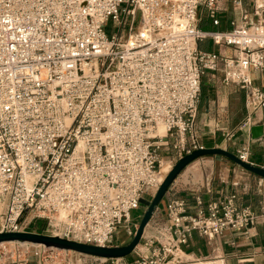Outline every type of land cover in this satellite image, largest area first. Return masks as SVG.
<instances>
[{
	"label": "built area",
	"instance_id": "1",
	"mask_svg": "<svg viewBox=\"0 0 264 264\" xmlns=\"http://www.w3.org/2000/svg\"><path fill=\"white\" fill-rule=\"evenodd\" d=\"M219 2L0 0V233L30 232L42 221V234L81 244L113 246L120 226L131 239V212L172 166L163 170L160 153L178 160L202 148L194 126L208 73L243 90L246 110L264 112V90L251 75L264 72V19L252 21L242 0H230L239 22L229 32L202 31L199 7L217 25ZM204 40L233 53L201 51ZM250 128L249 117L238 127ZM260 145L264 169V133ZM235 155L249 163L247 146ZM166 194L165 215L132 260L90 258L185 264L192 233L249 237L264 218L234 196L203 208L197 200L189 213L184 199ZM66 253L6 243L0 264H64Z\"/></svg>",
	"mask_w": 264,
	"mask_h": 264
},
{
	"label": "crops",
	"instance_id": "2",
	"mask_svg": "<svg viewBox=\"0 0 264 264\" xmlns=\"http://www.w3.org/2000/svg\"><path fill=\"white\" fill-rule=\"evenodd\" d=\"M242 7L252 21L264 19V0H242ZM216 19L218 24L213 25L206 9L199 7L198 27L207 32H229L232 29L231 23L239 22L240 12L233 8L230 0H220ZM198 48L226 57L233 53L232 49L214 46L209 40L200 42ZM251 75L255 85L264 90V72H253ZM247 117L251 120L250 130H239L238 127ZM263 121L264 112L246 110L245 92L233 84L225 83L219 73H208L202 79L194 126L202 148H218L236 154L238 149L247 146L250 152L249 163L260 166L263 147L260 145V137L252 138L251 130L262 127ZM229 133L234 134L233 138L227 139L226 134ZM263 133L262 129L261 136ZM160 156L166 165H173L177 161L172 153L161 152ZM168 191H174L177 198L185 200L189 213L199 209L197 200L203 208L228 196H234L239 207H249L257 214L264 212V180L222 157L218 159L204 156L194 160L177 176ZM168 197L165 194L155 209L143 231V237L150 235L152 223L161 220L165 215ZM144 210L143 207L139 209L140 218ZM182 250L185 264H264V218L254 225L249 237L226 231L212 240H207L192 233ZM132 259L131 254L120 259V262ZM79 260L86 261L83 257Z\"/></svg>",
	"mask_w": 264,
	"mask_h": 264
},
{
	"label": "water",
	"instance_id": "3",
	"mask_svg": "<svg viewBox=\"0 0 264 264\" xmlns=\"http://www.w3.org/2000/svg\"><path fill=\"white\" fill-rule=\"evenodd\" d=\"M251 134L253 139L261 137L262 127L258 126L252 128ZM204 156H214L218 159L221 157L225 158L239 168L246 170L247 172L264 180V169L259 166L243 162L237 158L235 154L226 150L218 148H201L182 156L171 166L151 200H139L140 205L145 208V210L139 224L135 228L132 238L124 245L104 247L92 246L69 241L59 236H51L34 232H2L0 233V244H29L33 246H42L46 249H53L58 252H70L104 260L124 259L130 256L139 244L145 227L148 225L155 209L161 203L173 181L191 162Z\"/></svg>",
	"mask_w": 264,
	"mask_h": 264
},
{
	"label": "rangeland",
	"instance_id": "4",
	"mask_svg": "<svg viewBox=\"0 0 264 264\" xmlns=\"http://www.w3.org/2000/svg\"><path fill=\"white\" fill-rule=\"evenodd\" d=\"M166 166L167 165L164 164V166H163L164 169L163 170H165ZM140 213H141V211H139V210L131 212V218L133 220V223L136 226L139 224L140 219H141L140 218ZM37 224H39L41 226L44 225L42 221L37 222ZM29 231L30 232L36 231L35 230V226L33 228H31ZM35 233L42 234L41 231H36ZM129 240H130V238H127L126 235H125V227L124 226H120L116 230V232H115V234L113 236L112 244L122 243L121 245H124ZM81 257L85 258L86 261L85 262H81L79 260ZM62 260L64 261V264H96V262L91 261V259L88 256L85 257V256H82V255L71 254V253H66V254L62 255ZM36 263H37V261L34 260V261L30 262L29 264H36Z\"/></svg>",
	"mask_w": 264,
	"mask_h": 264
},
{
	"label": "trees",
	"instance_id": "5",
	"mask_svg": "<svg viewBox=\"0 0 264 264\" xmlns=\"http://www.w3.org/2000/svg\"><path fill=\"white\" fill-rule=\"evenodd\" d=\"M42 229H43V226H41V225H39V224H36V225H35V230H36V231H42ZM36 231H34V233H35Z\"/></svg>",
	"mask_w": 264,
	"mask_h": 264
},
{
	"label": "bare ground",
	"instance_id": "6",
	"mask_svg": "<svg viewBox=\"0 0 264 264\" xmlns=\"http://www.w3.org/2000/svg\"><path fill=\"white\" fill-rule=\"evenodd\" d=\"M167 168H168V166H166V168H165V169L167 170Z\"/></svg>",
	"mask_w": 264,
	"mask_h": 264
}]
</instances>
